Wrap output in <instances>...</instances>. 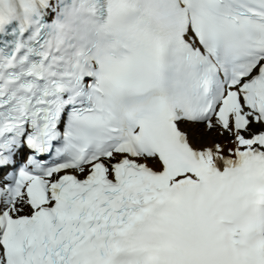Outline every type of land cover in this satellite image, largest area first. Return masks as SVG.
<instances>
[{
  "label": "snow or ice",
  "instance_id": "obj_1",
  "mask_svg": "<svg viewBox=\"0 0 264 264\" xmlns=\"http://www.w3.org/2000/svg\"><path fill=\"white\" fill-rule=\"evenodd\" d=\"M0 264H264V0H0Z\"/></svg>",
  "mask_w": 264,
  "mask_h": 264
}]
</instances>
